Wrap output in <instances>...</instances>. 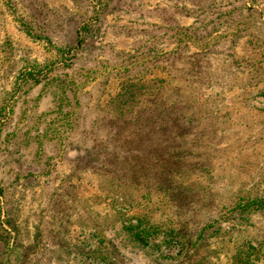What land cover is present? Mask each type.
Masks as SVG:
<instances>
[{"label":"rangeland","instance_id":"rangeland-1","mask_svg":"<svg viewBox=\"0 0 264 264\" xmlns=\"http://www.w3.org/2000/svg\"><path fill=\"white\" fill-rule=\"evenodd\" d=\"M0 264H264V0H0Z\"/></svg>","mask_w":264,"mask_h":264}]
</instances>
